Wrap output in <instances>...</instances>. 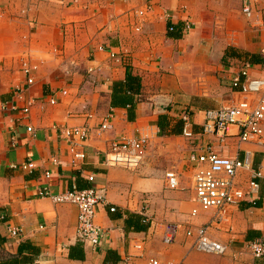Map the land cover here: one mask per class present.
<instances>
[{
    "label": "crops",
    "instance_id": "crops-1",
    "mask_svg": "<svg viewBox=\"0 0 264 264\" xmlns=\"http://www.w3.org/2000/svg\"><path fill=\"white\" fill-rule=\"evenodd\" d=\"M258 5L264 6V0ZM143 8V0H0L3 255L28 242L37 249L34 264H142L146 256L176 264H264V255L253 257L247 247L250 241H264V184L260 195L257 190L246 195L220 220L214 209L192 214L188 160L209 145L223 155L249 149L251 166L264 181V145H237L235 127L221 145L200 133L202 112L236 97L230 78L240 67L264 77V30L243 22L240 0H151L150 8L137 14ZM245 53L258 54L262 61L249 63ZM23 65L32 67L29 85ZM126 69L138 77L144 98L132 104L130 119L126 107L109 104L112 83L123 80ZM160 98L167 99L163 112L154 107ZM27 99L32 102L23 114L20 107ZM181 113L189 116L192 139L176 126ZM158 114L166 115L172 133H160ZM73 127H85L87 133L78 166L69 164L67 151L74 136L62 133ZM124 137L145 138L135 168L105 161L109 143ZM25 162L31 164L27 169L20 167ZM168 176L175 183H168ZM249 178L243 170L235 181L245 189ZM72 186L91 187L105 197L94 218L102 233L94 247L75 239L74 204L38 194L43 188L56 193ZM135 216L148 223L145 230L125 228L124 219ZM169 221L179 230L163 244L161 227ZM198 226H206L223 253L193 248V236L183 231ZM12 228L13 237L8 235ZM141 235L147 238L142 256L125 261L131 241Z\"/></svg>",
    "mask_w": 264,
    "mask_h": 264
},
{
    "label": "built area",
    "instance_id": "built-area-1",
    "mask_svg": "<svg viewBox=\"0 0 264 264\" xmlns=\"http://www.w3.org/2000/svg\"><path fill=\"white\" fill-rule=\"evenodd\" d=\"M143 1L144 8L138 9L137 14H142L150 8L151 0ZM240 14L245 24L251 27H261L264 30V6H259L258 0H240ZM171 29L172 26L169 25L167 30L170 31ZM261 52L264 54V49ZM109 56L116 58L117 55L110 52ZM246 66L240 67L230 78V86L232 91L236 93V97L230 99L226 105L202 112L200 133L213 139L219 145L232 135L231 127L236 129L233 134L236 137L237 145L240 143L264 145V77L252 75ZM31 69L32 67L28 65L22 67L26 85L32 82ZM61 93L65 94V91H61ZM31 102L30 99L25 101L20 107L21 113L26 114L28 112ZM48 103H54L53 97L48 99ZM179 119L181 121L180 134L187 139H192L193 133L188 114L181 113ZM104 121L100 125L101 129L106 127ZM25 130L30 131L31 127L26 125ZM62 133L65 136H74L67 143L69 164L71 166L80 165L85 157L82 149L87 135L85 127L64 129ZM144 144L145 138L143 137H124L120 140H114L108 145L105 161L108 164L135 168L140 161V152ZM237 151H240L241 154L238 155V152H235L232 155H223L209 145L205 146L202 152L191 153L188 156L193 169L191 182L195 206L191 208L192 214L199 209H214L218 220H220L230 206H236L246 195L256 192L258 184L255 179L258 177L259 171L251 166V151L245 148L237 149ZM10 166L14 167L13 164ZM30 166V162H25L20 167L27 169ZM243 170L250 172V178L245 189L235 181L236 175ZM87 179L91 180L92 176L89 175ZM167 180L168 183H175L173 176H168ZM38 194L49 196L55 203L74 204L77 209L74 228L75 239L89 247L98 244L102 233L94 222V218L97 206L105 203L102 192L91 187L76 188L72 186L56 193H49L43 188ZM108 210L113 211L114 207L109 206ZM178 230V223L164 222L161 227L160 241L163 244L171 243ZM183 232L185 236H193L192 246L197 251L221 254L225 250L219 241L207 235L206 226L187 227ZM8 235L15 236L16 229H9ZM146 240L144 235L134 238L130 244V251L124 258L125 261L128 262L141 257L143 243ZM247 247L253 257L264 255V241H250ZM142 264L176 263L173 261L163 262L153 256H146Z\"/></svg>",
    "mask_w": 264,
    "mask_h": 264
},
{
    "label": "trees",
    "instance_id": "trees-1",
    "mask_svg": "<svg viewBox=\"0 0 264 264\" xmlns=\"http://www.w3.org/2000/svg\"><path fill=\"white\" fill-rule=\"evenodd\" d=\"M173 35H177V33H174ZM244 56L245 61L249 63H260L262 61L261 57L255 53H245ZM137 100H144V98L140 94L139 79L137 76L132 75L128 69H126L123 80L114 81L112 83V87L109 93V104L112 107H126V118L130 119L132 117L131 106ZM175 123L176 126L181 129L180 119H177ZM156 126L158 127L160 133H172V131H169L166 128L167 118L165 114L157 115ZM255 180L258 184L257 191L260 195L262 193V185L264 184V181L260 182L258 178H256ZM251 204L256 205V199L252 200ZM143 221L144 222H142V220L140 221V218L136 216L135 220H128L125 218V228H130V230L133 231L145 230L148 223L145 220ZM2 242L3 240L0 237V264H34L33 259L37 253V249L33 245L28 242H19L16 246L15 253L5 256L3 255V249L1 247Z\"/></svg>",
    "mask_w": 264,
    "mask_h": 264
},
{
    "label": "water",
    "instance_id": "water-1",
    "mask_svg": "<svg viewBox=\"0 0 264 264\" xmlns=\"http://www.w3.org/2000/svg\"><path fill=\"white\" fill-rule=\"evenodd\" d=\"M154 107L157 108L159 111L163 112L167 108V99L160 98L154 103Z\"/></svg>",
    "mask_w": 264,
    "mask_h": 264
}]
</instances>
